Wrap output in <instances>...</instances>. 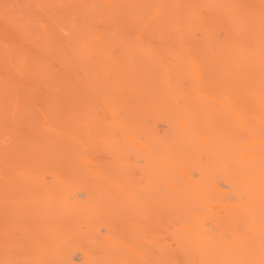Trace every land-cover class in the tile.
<instances>
[{"label":"bare ground","instance_id":"6f19581e","mask_svg":"<svg viewBox=\"0 0 264 264\" xmlns=\"http://www.w3.org/2000/svg\"><path fill=\"white\" fill-rule=\"evenodd\" d=\"M0 264H264V0H0Z\"/></svg>","mask_w":264,"mask_h":264}]
</instances>
